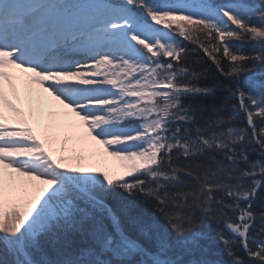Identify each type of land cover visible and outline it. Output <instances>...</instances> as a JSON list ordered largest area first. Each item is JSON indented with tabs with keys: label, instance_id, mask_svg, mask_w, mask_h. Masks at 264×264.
I'll list each match as a JSON object with an SVG mask.
<instances>
[{
	"label": "snow or ice",
	"instance_id": "snow-or-ice-1",
	"mask_svg": "<svg viewBox=\"0 0 264 264\" xmlns=\"http://www.w3.org/2000/svg\"><path fill=\"white\" fill-rule=\"evenodd\" d=\"M59 2L44 26L22 0L0 3V246L11 257L3 264H216L182 256L199 247L206 219L228 264H264V210H253L264 186V0ZM177 36L233 83H202L208 70L186 66ZM18 80L39 84L77 118L68 127L83 126L121 171L82 157L67 164L46 149L9 98L20 99ZM130 197L163 221L141 224L143 240L117 212ZM58 232L87 242L63 260L37 258L41 239Z\"/></svg>",
	"mask_w": 264,
	"mask_h": 264
},
{
	"label": "trees",
	"instance_id": "trees-1",
	"mask_svg": "<svg viewBox=\"0 0 264 264\" xmlns=\"http://www.w3.org/2000/svg\"><path fill=\"white\" fill-rule=\"evenodd\" d=\"M215 3H223L224 0H214ZM250 3H254L255 0H249ZM134 11L139 13V10L134 9ZM234 27V26H233ZM184 47L188 50V55L185 58L186 66L190 68H196L197 70L207 69V80H202L205 84H216L223 83L229 84L233 81L226 79L221 76L217 71L215 66L212 64L211 60L204 55L202 49L194 41L183 40V38L177 36ZM230 43L234 46H241L244 49H251L255 47L252 43H244L232 40ZM194 61H200L197 65ZM227 64V61H225ZM264 70V69H262ZM227 95V92L223 89L216 92L215 99L217 101L222 100ZM230 103H238L235 98H233ZM240 126H246V120L241 118L239 120ZM258 148V146H257ZM252 158H256L255 154ZM126 209L121 210L117 208V212L122 218V227L133 237L143 240L144 238L140 235L139 227L141 224L152 226L154 229L159 228L163 225L159 213L156 212L151 203H141L140 198H127ZM253 210L259 212L264 210V186H262L253 202ZM106 223H109L106 221ZM261 220L257 218L254 221V226L250 234H257L261 227ZM224 228L223 224L220 226ZM226 235H230L227 229H224ZM197 231L201 234L198 239L199 247L194 248L191 254L182 253L183 259L188 261L190 259H199L202 256L216 261V264H228V257L225 255L223 250V244L216 238V225L210 221L205 220L203 226L198 228ZM87 241L78 233H56L49 237H44L41 239L42 252L37 254V258H43L49 261H59L71 256L74 251L84 245ZM238 255L247 260L246 253L243 250L236 249ZM4 260H11V257L6 255L3 251L2 246H0V264H3Z\"/></svg>",
	"mask_w": 264,
	"mask_h": 264
},
{
	"label": "rangeland",
	"instance_id": "rangeland-1",
	"mask_svg": "<svg viewBox=\"0 0 264 264\" xmlns=\"http://www.w3.org/2000/svg\"><path fill=\"white\" fill-rule=\"evenodd\" d=\"M22 2L32 9L42 26L47 24L50 10L63 9L59 0H22ZM13 73L19 75V70H13ZM16 84L20 99L16 100L11 95L9 98L22 109L23 118L55 156L69 157L65 161L67 164H76L77 157H82L79 162L85 165L107 170L110 173L121 171L119 161L108 156L103 146L83 135V126L76 129L68 127L72 122H76L77 118L64 109L39 84L23 85L19 80ZM66 135L72 138L65 140Z\"/></svg>",
	"mask_w": 264,
	"mask_h": 264
},
{
	"label": "bare ground",
	"instance_id": "bare-ground-1",
	"mask_svg": "<svg viewBox=\"0 0 264 264\" xmlns=\"http://www.w3.org/2000/svg\"><path fill=\"white\" fill-rule=\"evenodd\" d=\"M0 3H3V0H0Z\"/></svg>",
	"mask_w": 264,
	"mask_h": 264
}]
</instances>
